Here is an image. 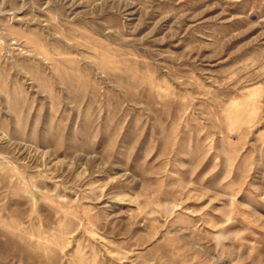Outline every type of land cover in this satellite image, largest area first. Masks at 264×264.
Listing matches in <instances>:
<instances>
[{"label":"rangeland","instance_id":"1","mask_svg":"<svg viewBox=\"0 0 264 264\" xmlns=\"http://www.w3.org/2000/svg\"><path fill=\"white\" fill-rule=\"evenodd\" d=\"M0 264H264V0H0Z\"/></svg>","mask_w":264,"mask_h":264}]
</instances>
